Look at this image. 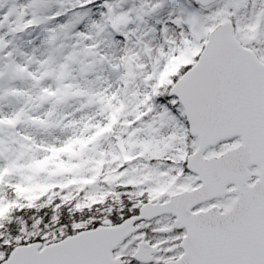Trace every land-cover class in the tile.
Instances as JSON below:
<instances>
[{"label": "snow or ice", "instance_id": "snow-or-ice-1", "mask_svg": "<svg viewBox=\"0 0 264 264\" xmlns=\"http://www.w3.org/2000/svg\"><path fill=\"white\" fill-rule=\"evenodd\" d=\"M0 264H264V0H0Z\"/></svg>", "mask_w": 264, "mask_h": 264}]
</instances>
